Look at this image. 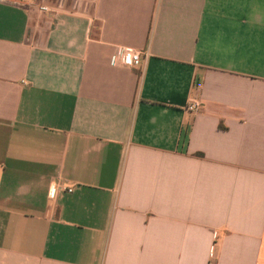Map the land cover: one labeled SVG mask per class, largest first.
<instances>
[{
  "label": "crops",
  "instance_id": "1",
  "mask_svg": "<svg viewBox=\"0 0 264 264\" xmlns=\"http://www.w3.org/2000/svg\"><path fill=\"white\" fill-rule=\"evenodd\" d=\"M0 264H264V0H0Z\"/></svg>",
  "mask_w": 264,
  "mask_h": 264
},
{
  "label": "built area",
  "instance_id": "2",
  "mask_svg": "<svg viewBox=\"0 0 264 264\" xmlns=\"http://www.w3.org/2000/svg\"><path fill=\"white\" fill-rule=\"evenodd\" d=\"M43 11H49L47 5L40 6ZM142 61L141 52L129 48L118 46L112 55L113 64H122L127 66H138ZM201 108V102L199 100H193L187 107L190 111H198Z\"/></svg>",
  "mask_w": 264,
  "mask_h": 264
}]
</instances>
